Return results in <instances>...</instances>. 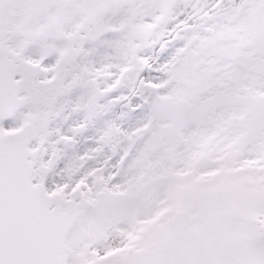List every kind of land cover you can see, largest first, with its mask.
Masks as SVG:
<instances>
[{
  "label": "snow or ice",
  "instance_id": "6c2138e0",
  "mask_svg": "<svg viewBox=\"0 0 264 264\" xmlns=\"http://www.w3.org/2000/svg\"><path fill=\"white\" fill-rule=\"evenodd\" d=\"M0 264H264V0H0Z\"/></svg>",
  "mask_w": 264,
  "mask_h": 264
}]
</instances>
